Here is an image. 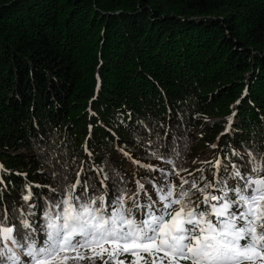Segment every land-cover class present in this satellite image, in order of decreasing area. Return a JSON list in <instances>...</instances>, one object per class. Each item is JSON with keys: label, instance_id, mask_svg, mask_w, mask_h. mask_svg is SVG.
<instances>
[{"label": "trees", "instance_id": "1", "mask_svg": "<svg viewBox=\"0 0 264 264\" xmlns=\"http://www.w3.org/2000/svg\"><path fill=\"white\" fill-rule=\"evenodd\" d=\"M249 152L264 154V0H0V213L28 211L30 188L42 223L78 178L155 199L150 182L202 187Z\"/></svg>", "mask_w": 264, "mask_h": 264}, {"label": "snow or ice", "instance_id": "2", "mask_svg": "<svg viewBox=\"0 0 264 264\" xmlns=\"http://www.w3.org/2000/svg\"><path fill=\"white\" fill-rule=\"evenodd\" d=\"M166 162L177 176L185 171ZM213 168L214 182L202 187L183 176L179 184L150 182L155 199L139 181L132 195L124 188L111 200L88 195L94 185L78 178L60 199L46 203L42 223L28 204L29 188L22 196L28 211L21 206L0 213V264H125L119 258L126 255L133 257L130 264H149L143 254L150 264H264V154L249 152L231 165L217 158ZM195 192L203 195L198 203ZM141 193L147 202L141 203Z\"/></svg>", "mask_w": 264, "mask_h": 264}, {"label": "rangeland", "instance_id": "3", "mask_svg": "<svg viewBox=\"0 0 264 264\" xmlns=\"http://www.w3.org/2000/svg\"><path fill=\"white\" fill-rule=\"evenodd\" d=\"M214 121H217V120L213 119V120L210 121V123H212V122H214ZM200 131H201V130H200ZM203 152H205V154H204V156L201 157V158L208 157V156L212 153L211 150H210L209 148H207V147L205 148V150H204ZM200 160H201V159H199L198 162H200Z\"/></svg>", "mask_w": 264, "mask_h": 264}]
</instances>
